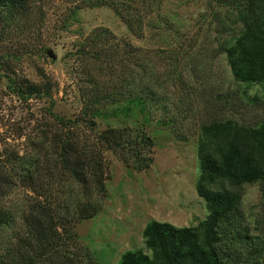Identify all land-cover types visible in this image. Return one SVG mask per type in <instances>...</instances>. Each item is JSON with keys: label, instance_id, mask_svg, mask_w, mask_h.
I'll use <instances>...</instances> for the list:
<instances>
[{"label": "trees", "instance_id": "obj_1", "mask_svg": "<svg viewBox=\"0 0 264 264\" xmlns=\"http://www.w3.org/2000/svg\"><path fill=\"white\" fill-rule=\"evenodd\" d=\"M68 1V18L80 7L106 5L138 37L146 16L160 3ZM212 1L227 7L232 22L239 24L238 33L221 47L233 78L257 82L264 90V0ZM40 12L37 0H0V34L22 18L35 21ZM71 55L77 60L81 106L73 116L48 109L52 120L34 146L38 156L16 166V182L34 196L25 199L18 216L0 201V227L14 223L8 235L0 236V264H79L68 247L75 244V222L100 208L110 177L104 150L135 170L151 164L153 141L141 126L120 122L97 130V116L139 112L143 120L175 122L166 115L173 103L160 91L157 62L146 50L96 26L78 40ZM7 86L18 96L50 94L48 80L35 82L24 75H8ZM196 158L194 188L204 201L205 216L194 225L147 220L141 233L148 251L126 249L116 264H264V117L250 124L231 117L200 121ZM10 177L0 164V195ZM245 182L258 184L260 228L249 226L240 207Z\"/></svg>", "mask_w": 264, "mask_h": 264}, {"label": "rangeland", "instance_id": "obj_2", "mask_svg": "<svg viewBox=\"0 0 264 264\" xmlns=\"http://www.w3.org/2000/svg\"><path fill=\"white\" fill-rule=\"evenodd\" d=\"M37 4L41 12L35 21L22 18L0 34V164L11 176L0 201L14 215L34 196L16 182V166L38 156L34 146L52 120L48 109L73 116L81 106L74 75L77 60L71 51L92 28L107 27L115 37L146 50L157 62L160 91L173 103L166 113L173 124L143 120L139 112L95 118L97 130L126 122L141 126L153 141L152 162L142 170L125 166L104 150L110 177L104 182L100 208L73 227L75 244L68 249L79 264H116L126 249L148 251L141 233L147 220L194 225L205 216L204 201L194 188L198 123L225 117L253 123L264 117V90L257 82L233 78L221 47L238 33L239 24L232 22L227 7L212 0H160L158 10L146 16L139 37L106 5L80 7L68 18V0ZM8 75L48 80L50 94L18 96L7 86ZM240 195L245 221L260 228L257 182L243 183ZM12 225L0 227V236L8 235Z\"/></svg>", "mask_w": 264, "mask_h": 264}, {"label": "water", "instance_id": "obj_3", "mask_svg": "<svg viewBox=\"0 0 264 264\" xmlns=\"http://www.w3.org/2000/svg\"><path fill=\"white\" fill-rule=\"evenodd\" d=\"M46 52H47V54L50 55L51 57H54V55H53V53L51 52L50 49H47Z\"/></svg>", "mask_w": 264, "mask_h": 264}]
</instances>
